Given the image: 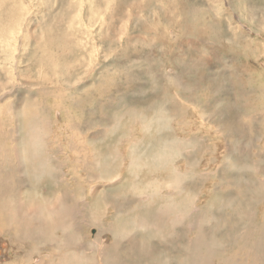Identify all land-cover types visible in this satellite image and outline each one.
Masks as SVG:
<instances>
[{
  "label": "rangeland",
  "instance_id": "374dc122",
  "mask_svg": "<svg viewBox=\"0 0 264 264\" xmlns=\"http://www.w3.org/2000/svg\"><path fill=\"white\" fill-rule=\"evenodd\" d=\"M0 149V264H264V0H0Z\"/></svg>",
  "mask_w": 264,
  "mask_h": 264
},
{
  "label": "bare ground",
  "instance_id": "6f19581e",
  "mask_svg": "<svg viewBox=\"0 0 264 264\" xmlns=\"http://www.w3.org/2000/svg\"><path fill=\"white\" fill-rule=\"evenodd\" d=\"M56 95H57V94H56ZM46 96H47V95H46ZM56 97H57V96H56ZM40 102H41V101H40ZM13 104H14V103H13ZM41 104H42V103H41ZM41 104H40V105H41ZM17 106H19V105H17ZM33 106H34V104H33ZM33 106H32V107H33ZM40 107H41V106H40ZM34 108H35V107H34ZM19 109H20V108H19ZM22 109H23V108H22ZM35 109H36V108H35ZM42 109H44V107H43ZM42 109H41L40 111H42ZM36 110H38V109H36ZM54 112H55V111H54ZM26 113L29 114V112H27V111H26ZM37 113H38V112H37ZM31 114H32V112H31ZM20 115H21V114H20ZM33 115H34V114H33ZM38 115L40 116L41 114H38ZM57 115H58V114H57ZM21 116H22V115H21ZM39 116H38V118H39ZM55 116H56V115H55ZM159 116H160V115H159ZM19 117H20V116H19ZM159 118H160V117H159ZM14 119H15V118H14ZM39 119H40V118H39ZM39 119H38V120H39ZM160 119H161V118H160ZM38 120H37V121H38ZM41 120H42V119H41ZM162 120H164V119H162ZM45 121H46V120H45ZM155 122H156V121H155ZM40 123H41V122H40ZM53 123H54V122H53ZM47 124H48V123H46V125H47ZM49 124H50V123H49ZM40 125H41V124H40ZM40 125H39V126H40ZM157 125H158V124H157ZM157 125H156V126H157ZM22 126H23V125H22ZM24 126H25V125H24ZM42 126H43V125H42ZM57 126L59 127V125H57ZM29 127H30V126H29ZM43 127H44V126H43ZM50 127H51V126H50ZM53 129H55V128H53ZM59 129H60V128H59ZM22 130H23V128H22ZM24 130H25V129H24ZM37 130H38V129H37ZM45 130H46V129L44 128V131H45ZM56 130H58V129H56ZM56 130H55V131H56ZM106 130H107V129H106ZM147 130H148V129H147ZM40 131H41V130H40ZM46 131H47V130H46ZM55 131H54V132H55ZM64 131H65V130H64ZM75 131H76V130H75ZM75 131H74V132H75ZM103 131H104V130H103ZM111 131H112V130H111ZM23 133H24V132H23ZM37 133H38V132H37ZM103 133H104V132H103ZM110 133H111V132H110ZM113 133H114V132H113ZM174 133H175V132H174ZM24 134H25V133H24ZM24 134H23V135H24ZM41 134H42V133H41ZM57 134H58V133H57ZM78 134H79V133H78ZM152 134H153V133H152ZM35 135H36V134H35ZM37 135H38V134H37ZM48 135H49V133H48ZM52 135H53V133H52ZM71 135H72V134H71ZM71 135H70V136H71ZM101 135H102V133H101ZM139 135H140V134H139ZM173 135H174V134H173ZM40 136H41V135H40ZM44 136H46V135H44ZM81 136H82V135H81ZM81 136H78V137H81ZM24 137H25V136H24ZM53 137H54V136H53ZM65 137H66V136H64V138H65ZM106 137H107V136H106ZM38 138H39V137H38ZM45 138H46V137H45ZM45 138H43V139H45ZM64 138H63V139H64ZM103 138H104V137H103ZM103 138H102V139H103ZM178 138H179V137H178ZM22 139H23V138H22ZM25 139H26V138H25ZM39 139H40V138H39ZM66 139H67V138H66ZM27 140H28V139H27ZM45 140L47 141V139H45ZM45 140H44V141H45ZM64 140H65V139H64ZM76 140H77V139H76ZM141 140H142V139H141ZM178 140H179V139H178ZM178 140H177V142L179 143ZM198 140H199V139H198ZM1 141H3V140H1ZM28 141H29V140H28ZM39 141H40V140H39ZM41 141H42V140H41ZM44 141H43V142H44ZM51 141H52V140H51ZM192 141H193V140H192ZM196 141H197V140H196ZM196 141H195V142H196ZM22 142H23V141H22ZM25 142H27V141H25ZM43 142H42V143H43ZM53 142H54V140H53ZM56 142H57V141H56ZM59 142H61V141H59ZM141 142H142V141H141ZM141 142H140V143H141ZM193 142H194V141H193ZM195 142H194V143H195ZM197 142H198V141H197ZM197 142H196L195 144H197ZM40 143H41V142H40ZM91 143H92V142H91ZM96 143H97V142H96ZM138 143H139V142H138ZM17 144H18V143H17ZM20 144H21V143H20ZM24 144H25V143H24ZM24 144H22L21 146H23ZM33 144H34V143H33ZM52 144H53V143H52ZM141 144H142V143H141ZM195 144H194V145H195ZM61 145H62V144H61ZM75 145H76V144H75ZM85 145H86V144H85ZM129 145H130V144H129ZM135 145H136V144H135ZM135 145H133V146H135ZM150 145H151V144H150ZM150 145H149V146H150ZM163 145H164V144H163ZM19 146H20V145H19ZM21 146H20V147H21ZM41 146H42V144H41ZM46 146H47V145H46ZM46 146H45V147H46ZM56 146H57V145H56ZM133 146H132V147H133ZM139 146H140V145H139ZM1 147H2V146H1ZM11 147H12V146H11ZM13 147H15V146H13ZM62 147H63V145H62ZM130 147H131V145H130ZM151 147H152V146H151ZM180 147H181V146H180ZM193 147H194V146H193ZM46 148H47V147H46ZM49 148H50V147H49ZM65 148H66V147H65ZM147 148H148V147H147ZM155 148H156V147H154V149H155ZM158 148H159V147H158ZM4 149H5V148H4ZM25 149H28V147H27V148H24L23 151H25ZM31 149H32V148H31ZM41 149H42V148H41ZM70 149H71V148H70ZM70 149H68V150L70 151ZM135 149H136V146H135ZM135 149H134V150H135ZM148 149H149V148H148ZM150 149H152V148H150ZM156 149H157V148H156ZM160 149H161V148H160ZM0 150H1V149H0ZM13 150H14V149H13ZM19 150H20V149H19ZM54 150H55V149H54ZM132 150H133V149H132ZM134 150H133V152H134ZM158 150H159V149H158ZM193 150H194V149H193ZM3 151H4V150H3ZM7 151H8V148H7ZM27 151H28V150H27ZM47 151H48V149H47ZM51 151H52V150H51ZM59 151H61V150H60V146H59ZM62 151H63V150H62ZM126 151H127V150H126ZM151 151L153 152V150H151ZM14 152H16V151H14ZM154 152H155V151H154ZM5 153H7V152H5ZM30 153H31V152H30ZM32 153H33V152H32ZM34 153H35V152H34ZM46 153H47V152H46ZM126 153H129V150H128V152H126ZM16 154H17V153H16ZM56 154H57V153H56ZM60 154H62V153H60ZM89 154H90V153H89ZM96 154H97V153H96ZM118 154H119V153H118ZM178 154H179V153H178ZM4 155H5V154H4ZM13 155H14V154H13ZM25 155H26V154H25ZM28 155H30V154H28ZM32 155H33V154H32ZM39 155H40V154H39ZM49 155H51V154H49ZM74 155H75V154H74ZM78 155H79V153H78ZM84 155H85V154H84ZM112 155H113V154H112ZM120 155H121V154H120ZM120 155H119V156H120ZM141 155H142V154H141ZM145 155H147V154H145ZM2 156H3V155H2ZM7 156H8V155H6V157H7ZM23 156H24V155H23ZM53 156H54V155H53ZM121 156H123V155H121ZM143 156H144V155H143ZM148 156H149V155H148ZM0 157H1V156H0ZM14 157H15V156H14ZM26 157H27V156H26ZM26 157H25V158H26ZM48 157H49V156H48ZM48 157H47V158H48ZM61 157H62V156H61ZM90 157H91V156H90ZM103 157H104V156H103ZM128 157H129V155H128ZM146 157H147V156H146ZM149 157H151V156H149ZM166 157H167V156H166ZM1 158H2V157H1ZM15 158H17V155H16ZM18 158H19V157H18ZM18 158H17V159H18ZM83 158H84V157H83ZM129 158L131 159L132 157H129ZM168 158H169V155H168ZM180 158H181V157H180ZM62 159H63V158H62ZM62 159H61V160H62ZM65 159L67 160V157H66ZM176 159H177V158H176ZM24 160H25V159H24ZM68 160H69V159H68ZM68 160H67V161H68ZM84 160H85V159H84ZM127 160H128V159H127ZM144 160H146V159L144 158ZM151 160H152V159H151ZM174 160H175V159H174ZM4 161H5V160H4ZM52 161H53V160H52ZM74 161H75V160H74ZM89 161H91V160H89ZM132 161H133V160H132ZM134 161H135V160H134ZM138 161H140V160H138ZM147 161H148V160H147ZM23 162H24V161H23ZM27 162H28V161H27ZM58 162H59V161H58ZM70 162H71V161H70ZM72 162H73V159H72ZM79 162H80V161H79ZM140 162H141V161H140ZM34 163H35V162H34ZM61 163H62V162H61ZM77 163H78V162H77ZM83 163H84V161H83ZM86 163H87V162H86ZM123 163H124V162H123ZM173 163H174V162H173ZM49 164H50V163H49ZM71 164H72V163H71ZM97 164H98V163H97ZM124 164H125V163H124ZM135 164H136V163H135ZM135 164H133V165H135ZM137 164H139V163H137ZM0 165H1V164H0ZM12 165H13V164H12ZM17 165H18V164H17ZM37 165H38V164H37ZM50 165H51V164H50ZM75 165H76V164H75ZM84 165H85V163H84ZM172 165H173V164H172ZM55 166H56V165H55ZM128 166H129V165H128ZM130 166H131V164H130ZM143 166H144V165H143ZM165 166H166V165H165ZM170 166H171V165H170ZM174 166H175V165H174ZM59 167H60V166H59ZM70 167H71V166H70ZM75 167H76V166H75ZM95 167H96V166H95ZM138 167H139V166H138ZM141 167H142V166H141ZM153 167H154V166H153ZM175 167H176V166H175ZM186 167H187V166H186ZM26 168H27V167H26ZM32 168H33V167H32ZM40 168H41V167H40ZM80 168H81V166H80ZM169 168H170V167H169ZM176 168H177V167H176ZM58 169H59V168H58ZM65 169H67V168H65ZM71 169H72V168H71ZM172 169H173V168H172ZM5 170H6V169H5ZM22 170H23V169H22ZM31 170H32V169H31ZM36 170H37V169H36ZM36 170H35V171H36ZM39 170H40V169H39ZM74 170H75V169H74ZM188 170H189V169H188ZM128 171H129V170H128ZM132 171H133V170H132ZM178 171H179V170H178ZM39 172H40V171H39ZM41 172H42V171H41ZM65 172H66V171H65ZM92 172H93V166H90L89 169L86 170V176L93 177V176H94V173H92ZM32 173H33V172H32ZM62 173H63V172H62ZM62 173H61L60 171H56V174H57V178H56V179H58V181H59L58 184L61 182L60 185H61V187H62L65 191L62 192L59 196H57L58 199L56 200V202H54V203L52 204V207L50 206L51 203L48 205L49 208H50L51 210H49L50 212H47V217H44V218H46V224H45L46 227H45V226H44V227L47 228V230H46V232H47V233H46L47 236H45V237H46V238L48 237V240H49V241H51V239L53 238V236H52V234H51V230H55L56 228H60L62 231H64L65 229H69V228H71V227H70L71 224H68V222H69V221H68V218H70L71 220L74 219V218H73L74 213H73V211H72V203H73V205H77V206H78V204H79V202H80V201H79V199H80V196H79V195H74V196L71 195L73 191H75V190H76V191L79 190V188H80V184L77 183V181H76V182H73L70 178L67 177V175L65 176L64 173H63V175H62ZM103 173H104V171H103ZM146 173H147V172H146ZM146 173H145V174H146ZM156 173H157V172H156ZM177 173H178V172H177ZM181 173H183V172H181ZM181 173H179V174L181 175ZM18 174H19V172H18ZM66 174H67V173H66ZM104 174H105V173H104ZM147 174H148V173H147ZM166 174H167V173H166ZM168 174H169V173H168ZM183 174L185 175V173H183ZM20 175H21V174H20ZM72 175H73V174H72ZM129 175H130V174H129ZM173 175H174V174H173ZM190 175H191V174H190ZM0 176H1V175H0ZM95 176H96V175H95ZM120 176H121V175H120ZM151 176H152V175H151ZM151 176H150V177H151ZM174 176H175V175H174ZM174 176H172V177H174ZM176 176H178V175H176ZM4 177H5V176H4ZM7 177H8V176H7ZM98 177H99V176H98ZM155 177H156V176H155ZM186 177H187V176H186ZM186 177H185V178H186ZM67 178H68L69 180H68ZM81 178H82V177H81ZM159 178H160V177H159ZM177 178H179V177H176V178L174 177V179H177ZM182 178H184V177H182ZM127 179H128V177H127ZM153 179H154V178H153ZM171 179H172V178H171ZM1 180H2V179H1ZM1 180H0V188H1V187H4L3 183H1ZM79 180H80V179H79ZM131 180H132V179H131ZM135 180H137V179H135ZM139 180H140V179H139ZM144 180H145V179H144ZM191 180H192V179H191V177H190V180H189L190 183H191ZM88 181H89V179H88ZM145 181H146V180H145ZM153 181H154V180H153ZM168 181L170 182V179H169ZM193 181H194V180H193ZM27 182H28V181H27ZM47 182H48V181H47ZM47 182H46V184H47ZM102 182H103V181H102ZM171 182H172V181H171ZM174 182H175V181H174ZM177 182H178V181H177ZM181 182H182V180H180V183H181ZM186 182H187V181H186ZM189 182H188V183H189ZM49 183H50V182H48V184H49ZM52 183H53V182L51 181L50 186L52 185ZM68 183H71L72 186L74 187V189H70L69 187H70L71 184L69 185ZM105 183H106V182H105ZM108 183H109V182H108ZM108 183H107V184H108ZM127 183H128V181H127ZM146 183H149V181H148V182L146 181L145 184H146ZM150 183H151V182H150ZM152 183H153V182H152ZM160 183H161V182H160ZM178 183H179V182H178ZM183 183H184V182H183ZM65 184L67 185V188H66L67 190L65 189ZM82 184H83V183H82ZM109 184H110V183H109ZM128 184H129V183H128ZM156 184H157V183H155V186H156V188H157V185H156ZM181 184H182V183H181ZM184 184H185V183H184ZM259 184H260V183H259ZM261 184H263V183H261ZM8 185H9V184H8ZM102 185H104V184H102ZM130 185H131V184H130ZM130 185H129V186H130ZM179 185H180V184H179ZM182 185H183V184H182ZM182 185L179 186V187L182 188ZM186 185H188V184H186ZM194 185H195V184H194ZM22 186H23V185H22ZM34 186H35V185H34ZM55 186H56V185H55ZM97 186H98V185H97ZM108 186H109V185H108ZM121 186H122V185H121ZM129 186H128V187H129ZM153 186H154V185H153ZM161 186H163V184H162ZM190 186H191V184L189 185V187H190ZM61 187H60V188H61ZM73 187H72V188H73ZM81 187H83V186H81ZM142 187H144V186H142ZM164 187L166 188L167 186H164ZM168 187H171V184H170V186L168 185ZM172 187H173V185H172ZM175 187H176V186H175ZM179 187H178V188H179ZM32 188H33V187H32ZM97 188H98V187H97ZM145 188H146V186H145ZM154 188H155V187H154ZM161 188H162V187H161ZM161 188H158V190L161 189ZM165 188H164V189H165ZM185 188H186V187H185ZM187 188H188V187H187ZM3 189H4V188H3ZM40 189H41V188H40ZM114 189H115V188H114ZM116 189L119 190V188H116ZM132 189H133V188H132ZM132 189L130 190V192L132 191ZM137 189H138V188H137ZM176 189H177V188H176ZM95 190H96V189H95ZM99 190H100V189H99ZM112 190H113V189H112ZM112 190H111V191H112ZM128 190H129V189H128ZM133 190H134V189H133ZM144 190H145V189H144ZM171 190H172V189H171ZM17 191H19V189H18ZM39 191H40V190H39ZM43 191H44V190H43ZM76 191H75V193H76ZM89 191H90V190H89ZM105 191H107V190H105ZM120 191H121V190H120ZM134 191H135V190H134ZM136 191H137V190H136ZM138 191H140V190H138ZM146 191H147V190H146ZM173 191H174V190H172V192H173ZM185 191H186V190H185ZM19 192H20V191H19ZM25 192H26V191H25ZM66 192H67V193H66ZM95 192H97V191H95ZM95 192H93V195H95ZM103 192H104V191H103ZM112 192H113V191H112ZM115 192H116V190L113 192V194H114ZM150 192H151V190H150ZM153 192H154V191H153ZM160 192H161V190H160ZM160 192L158 191V193H160ZM167 192H168V191H167ZM174 192L176 193L177 191H174ZM183 192H184V190H183ZM35 193H36V192H35ZM41 193H42V191H41ZM185 193H186V192H185ZM187 193H188V192H187ZM189 193H190V192H189ZM193 193H194V192H193ZM193 193H192L191 195H193ZM39 194H40V193H39ZM79 194H81V193L79 192ZM103 194H104V193H103ZM127 194H128V193H127ZM133 194H134V192H133ZM165 194H166V193H164L163 195H165ZM173 194H174V193H173ZM179 194H181V193H179ZM1 195H2V194H1ZM45 195H46V194H44V196H45ZM81 195H82V194H81ZM146 195H147V193H146ZM146 195H144V196H146ZM153 195H154V194H153ZM160 195H161V194H160ZM182 195H183V193H182ZM182 195H180V196H182ZM194 195H196V194L194 193ZM10 196H11V195H10ZM83 196H84V195H83ZM87 196H88V195H87ZM87 196H86V197H87ZM91 196H92V194H91ZM111 196H112V195H111ZM115 196H116V194H115ZM118 196H119V195H118ZM122 196H125V194L123 193ZM122 196H121V197H122ZM140 196H141V194H140ZM154 196H155V195H154ZM166 196H168V195L166 194ZM171 196H172V195H171ZM1 197H2V196H1ZM1 197H0V198H1ZM41 197H42V195H41ZM41 197H40V198H41ZM100 197H101V195H100ZM142 197H143V195H142ZM157 197H158V196H157ZM168 197H170V196H168ZM168 197H167V198H168ZM173 197H174V196H173ZM194 197H195V196H194ZM6 198H7V197H6ZM22 198H23V197H22ZM44 198H45V197H44ZM102 198H103V197H102ZM102 198H99V199L101 200ZM164 198H165V197H164ZM174 198H175V197H174ZM174 198H173V199H174ZM178 198H179V197H178ZM186 198H187V197H186ZM10 199H11V197H10ZM35 199H36V198H35ZM38 199H39V198H38ZM70 199L73 200L72 203L70 202ZM115 199H116V198H115ZM149 199H150V198H149ZM154 199H156V197H154ZM160 199H161V197H160ZM176 199H177V198H176ZM36 200H37V199H36ZM88 200H90V199H88ZM100 200H99V201H100ZM102 200H103V199H102ZM102 200H101V201H102ZM129 200H130V199H129ZM156 200H157V199H156ZM183 200H184V199H181V202H182ZM12 201H13V200H12ZM20 201H22V200H20ZM26 201L29 202L28 200H26ZM38 201H39V200H38ZM38 201H37V202H38ZM90 201H91V200H90ZM131 201H132V200H131ZM135 201H136V200H135ZM148 201L150 202V200H148ZM158 201H160V200L158 199ZM191 201H192V200H191ZM5 202H6V201H4V203H5ZM9 202H10V201H9ZM17 202H18V201H17ZM39 202H40V201H39ZM85 202H86V201H85ZM120 202L122 203V201H120ZM127 202H128V201H127ZM173 202H174V204H175V201H172V203H173ZM177 202H180V201H176V203H177ZM4 203H3V204H4ZM46 203H47V202H46ZM87 203H88V202H87ZM95 203H96V202H95ZM102 203H103V202H102ZM147 203H148V202H147ZM147 203H146V205H147ZM157 203L159 204V202H157ZM160 203H161V202H160ZM166 203H167V202H166ZM3 204H1V205H3ZM17 204H18V203H17ZM25 204H26V203H25ZM25 204H24V205H25ZM28 204H29V203H28ZM37 204H38V203H37ZM85 204H86V203H85ZM89 204H91V203H89ZM123 204H124V203H123ZM177 204H178V203H177ZM180 204H181V203H180ZM5 205H6V204H5ZM10 205H11V204H10ZM22 205H23V204H22ZM30 205H31V204H30ZM34 205H35V203H34ZM86 205H87V204H86ZM121 205H122V204H121ZM126 205H127V204H126ZM132 205H133V204H132ZM135 205H137V203H136ZM148 205H149V204H148ZM150 205H151V204H150ZM164 205H165V201H164V204H163L162 206H164ZM166 205H168V204H166ZM171 205H173V204H171ZM182 205H183V203H182ZM185 205H186V204H185ZM13 206H15V205H13ZM17 206H18V205H17ZM20 206H21V205H20ZM28 206H29V205H28ZM46 206H47V205H46ZM77 206H76V207H77ZM94 206H96V204H95ZM107 206H109V205H107ZM127 206H128V205H127ZM129 206H130V205H129ZM178 206H179V205H178ZM187 206H188V205H187ZM35 207H36V206H35ZM76 207H75V208H76ZM85 207H86V206H85ZM103 207H105V206H103ZM133 207H134V206H133ZM143 207H144V206H143ZM150 207H151V206H150ZM150 207H148V208H150ZM167 207H168V206H167ZM171 207H172V206H171ZM174 207H175V205H174ZM174 207H173V208H174ZM176 207H177V206H176ZM184 207H185V206H184ZM188 207H189V206H188ZM12 208H13V207H11V209H12ZM19 208H20V207H19ZM96 208H97V207H96ZM96 208L94 207L95 210H97ZM155 208H156V207H155ZM157 208H158V207H157ZM157 208H156V209H157ZM169 208H170V207H169ZM177 208H178V207H177ZM191 208H192V207H191ZM191 208H190V209H191ZM14 209H15V208H14ZM16 209H17V207H16ZM30 209H32V208H30ZM34 209H35V210H38L39 208H38V209H37V208H34ZM45 209H46V208H45ZM94 209H93V210H94ZM103 209H104V208H103ZM105 209H106V207H105ZM105 209H104V210H105ZM114 209H115V207H114ZM114 209H113V210H114ZM142 209H143V208H142ZM146 209H147V208H145V210H146ZM151 209H154V208H151ZM159 209H161V208H159ZM182 209H183V208H182ZM190 209H188V210H186V211L189 212ZM18 210H19V209H18ZM23 210H24V209H23ZM78 210H80V209H78ZM104 210H103V211H104ZM115 210H116V209H115ZM123 210H124V209H123ZM123 210H122V211H123ZM133 210H134V209H133ZM135 210H136V209H135ZM162 210H163V209H162ZM165 210H166V209H165ZM168 210H169V209H168ZM168 210H167V211H168ZM170 210H171V209H170ZM173 210H174V209H173ZM192 210H193V209H192ZM67 211H68L69 214H70V215H69L70 217H68V218H67V216H66ZM74 211H75V209H74ZM105 211H107V210H105ZM105 211H104V213H105ZM119 211H120V210H117L116 212H119ZM125 211H126V210H125ZM130 211H131V210H130ZM178 211H179V208H178ZM182 211H183V210H182ZM24 212H25V211H24ZM93 212H94V211H93ZM96 212H97V211H96ZM107 212H108V211H107ZM156 212H157V211H156ZM159 212H160V210H159ZM171 212H172V211H171ZM175 212H177V211L175 210ZM180 212H181V211H180ZM184 212H185V211H184ZM234 212H235V211H234ZM9 213H10V212H9ZM51 213H52V214H51ZM75 213H76V212H75ZM79 213H80V212H79ZM99 213H100V212H99ZM99 213H98V214H99ZM112 213H113V212H112ZM172 213H173V212H172ZM177 213H178V212H177ZM237 213H238V212H237ZM32 214H34V213H32ZM81 214H82V213H81ZM89 214H90V213H88V215H89ZM100 214H101V213H100ZM159 214H160V213H159ZM174 214H175V213H174ZM174 214H172V215H174ZM178 214H179V213H178ZM209 214H210V213H209ZM4 215H5V211L3 210V214H0V226H1V227H3V225H4V228H6V227H8L7 225H10L8 222H11V223H12V221H13V222L16 221V220H13V219H14V218H13V219H10L11 221L9 220V221H5V222H4V219H5V218H4ZM22 215H24V214H22ZM91 215H92V214H91ZM172 215H171V216H172ZM179 215H180V214H179ZM185 215H186V214H185ZM193 215H194V214H193ZM193 215H192V216H193ZM206 215H207V213H206ZM210 215H211V214H210ZM11 216H12V215H11ZM29 216H30V215H29ZM44 216H45V215H44ZM75 216H76V214H75ZM100 216H102V215H100ZM110 216H111V215H110ZM175 216H176V215H175ZM203 216H204V215H203ZM166 217H167V216H166ZM169 217H170V216H169ZM181 217H182V215H181ZM207 217H208V216H207ZM213 217H214V215H213ZM37 218H38V217H37ZM183 218L186 219V217H184V216H183ZM208 218H209V217H208ZM30 219H31V218H30ZM70 219H69V220H70ZM76 219H77V217H76ZM187 219H188V218H187ZM195 219H196V218H195ZM198 219H199V218H198ZM202 219H203V218H202ZM210 219H211V218H210ZM139 220H140V221H138V222H141L143 219H142V220L139 219ZM162 220H163V219H162ZM199 220H200V219H199ZM204 220H205V219H204ZM37 221H38V220H37ZM41 221L44 222V220H42V219H41ZM72 221H73V220H72ZM79 221H80V220H79ZM188 221H189V220H188ZM96 222H97V221H96ZM105 222H106V221H105ZM107 222L110 223V221H107ZM107 222H106V223H107ZM146 222H147V221H146ZM203 222H205V221H203ZM15 223H16V222H15ZM36 223H37V222H36ZM97 223H98V222H97ZM97 223H96V224H97ZM134 223H135V222H134ZM173 223H174V222H173ZM186 223H187V222H186ZM186 223H185V225H186ZM245 223H246V222H245ZM74 224H75V223H74ZM74 224H73V225H74ZM104 224H105V223H104ZM138 224H139V223H138ZM141 224H143V223H141ZM156 224H157V223H156ZM198 224H199V223H198ZM11 225H12V224H11ZM43 225H44V224H43ZM73 225H72V226H73ZM154 225H155V224H154ZM199 225H201V224H199ZM18 226H19V225L16 223L15 226L11 228V230H14V232L16 233V228H17ZM98 226H100V225H98ZM108 226H109V225H108ZM142 226H143V225H142ZM152 226H153V225H152ZM190 226H191V224H190ZM20 227H21V230L19 231V233L17 232L18 234H17V233L15 234V239H19V238L21 237L22 234H25V233H24L25 231L29 230V226H28V224H27V225H25V224L21 225V224H20ZM40 227H41V226H40ZM42 227H43V226H42ZM67 227H69V228H67ZM100 227H101V226H100ZM109 227L111 228V226H109ZM239 227H240V226H239ZM53 228H55V229H53ZM106 228H107V227H106ZM1 229H2V228H1ZM39 229H40V228H39ZM39 229H38V230H39ZM72 229H73V228H72ZM101 229H102V228H101ZM104 229H105V228H104ZM145 229H146V228H145ZM152 229H153V228H152ZM154 229H155V228H154ZM235 229H236V228H235ZM262 229H263V228H262ZM5 230H6V229H5ZM7 230H9V229L7 228ZM41 230H42V229H41ZM41 230H40V231H41ZM43 230H44V229H43ZM97 230H98V229H97ZM106 230H107V229H106ZM108 230H109V228H108ZM108 230H107V231H108ZM3 231H4V230H3ZM76 231H77V230H76ZM98 231H99V230H98ZM110 231H111V230H110ZM7 232H8V231H7ZM33 232H34V231H33ZM67 232H68V231H67ZM102 232H103V230H102ZM5 233H6V232H5ZM5 233H4V234H5ZM35 233H36V232H35ZM61 233L63 234V232H61ZM74 233H75V231H74ZM12 234H13V233H12ZM33 234H34V233H33ZM39 234H43V233L40 232ZM66 234L68 235V233H66ZM71 234H73V232H72ZM159 234H160V233H159ZM260 234H261V233H260ZM1 235H2V234H1ZM30 235H31V234H30ZM44 235H45V234H44ZM63 235H65V234H63ZM73 235H75V234H73ZM55 236H56V235H55ZM29 237H30V236H29ZM38 237H39V236H38ZM43 237H44V236H43ZM45 237H44V238H45ZM62 237L64 238V236H62ZM76 237H77V236H75V238H76ZM120 237H121V236H120ZM6 238H7V237H6ZM25 238H26V237H25ZM30 238H31V237H30ZM54 238H55V237H54ZM54 238H53V239H54ZM59 238H60V237H59ZM9 239H11V238H9ZM9 239H8V240H9ZM20 239H21V238H20ZM27 239H28V238H27ZM27 239H25V240H27ZM40 239H41V237H40ZM53 239H52V240H53ZM65 239H66V238H65ZM65 239L58 240V242H59V243H62V241L64 240V244H65V243L67 242V241L65 242ZM118 239H119V238H118ZM25 240H24V241H25ZM46 240H47V239H46ZM48 240H47V241H48ZM70 240H72V239H70ZM70 240H69V241H70ZM258 240H259V239H258ZM27 241H28V240H27ZM29 241H30V240H29ZM35 241H36V240H35ZM38 241H39V240H38ZM38 241H37V242H38ZM263 241H264V240H263ZM11 242H12V241H11ZM19 242H20V241H19ZM25 242H26V241H25ZM30 242H31V241H30ZM39 242H41V241H39ZM55 242H57V241H54V243H55ZM74 242H76V240H74ZM16 243H17V242H16ZM41 243H44V242L42 241ZM47 243H48V242H47ZM59 243H58L56 246H59ZM72 243H73V242H72ZM77 243H78V241H77ZM250 243H251V242H250ZM22 244H23V242H22ZM22 244H21V245H22ZM26 244H27V242H26ZM35 244H36V243H33L32 246H33V247L36 246ZM37 244H38V243H37ZM48 244H49V243H48ZM45 245H46V244H45ZM50 245H51V244H50ZM60 245H63V244H60ZM72 245H73V244H72ZM66 246H67V245L65 244V248H66ZM78 246H79V245H78ZM30 247H31V246H30ZM52 247H53V246H51V248H52ZM59 247H60V246H59ZM62 247H63V246H62ZM73 247H74V246H73ZM12 248H13V247H12ZM27 248H28V247H27ZM56 248H57V247H56ZM68 248H69V247H68ZM15 249H16V248H15ZM46 249H47V248H46ZM52 249H54V248H52ZM52 249H51V251H52V253H53V250H52ZM59 249L61 250L62 248H59ZM88 249H89V248H88ZM34 250H35V248H34ZM54 250H55V249H54ZM57 250H58V249H57ZM60 250H59V251H60ZM67 250H68V249H67ZM67 250H64V251H67ZM70 250H71V248H70ZM25 251H26V250H25ZM35 251H36V250H35ZM44 251H45V250H43V253H44ZM51 251H49V252H51ZM55 251H56V250H55ZM87 251H88V250H87ZM74 252H75V251H74ZM28 253H29V252H28ZM37 253H38V252H37ZM39 253H40V252H39ZM54 253H55V252H54ZM56 253H57V251H56ZM64 253H65V252H63V254H64ZM44 254H45V253H44ZM59 254H61V253H59ZM109 254H110V253H109ZM52 255H53V254H52ZM52 255H51V256H52ZM46 256H48V255H46ZM51 256H48L47 259H48L49 257H51ZM54 256H55V255H54ZM63 256H65V258H67V254H66V255L64 254ZM30 258H31V256H30ZM41 258L44 259L43 257H41ZM26 259H27V258H26ZM38 259H39V262H40V258H38ZM47 259H45V260H47ZM52 259H54V258H52ZM82 259H83V258H82ZM115 259H116V258H115ZM18 260H19V259H18ZM34 260H35V259H34ZM79 260H80V259H79ZM79 260H78V261H79ZM24 261H25V260H24ZM37 261H38V260H37ZM37 261H36V262H37ZM87 261H88V260H87ZM96 261H97V260H96ZM39 262H38V263H39ZM43 262H45V261H43ZM60 262H61V261H60ZM66 262H67V260H64V261H63V264H66ZM47 263H48V262H47ZM54 263H55V262H54ZM70 263H71V262H70ZM70 263H69V264H70ZM27 264H28V263H27ZM67 264H68V263H67ZM72 264H73V263H72ZM74 264H75V263H74Z\"/></svg>",
  "mask_w": 264,
  "mask_h": 264
}]
</instances>
